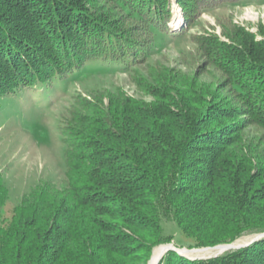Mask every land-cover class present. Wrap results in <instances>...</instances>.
I'll list each match as a JSON object with an SVG mask.
<instances>
[{
	"label": "trees",
	"instance_id": "obj_1",
	"mask_svg": "<svg viewBox=\"0 0 264 264\" xmlns=\"http://www.w3.org/2000/svg\"><path fill=\"white\" fill-rule=\"evenodd\" d=\"M107 1L133 15L139 28L116 25L91 0H0V96L64 82L88 64L132 71L143 63L153 50L149 35L169 30L170 0ZM176 1L189 25L196 12L253 0ZM224 35L232 42L214 34L191 39L224 72L230 94L264 134V41L241 28ZM158 81L163 89L143 82L154 95L150 103L119 91L105 108L78 104L85 112L58 125L64 188L39 183L5 215L8 190L0 175V264H146L153 247L172 239L163 220L174 222L178 244L189 249L264 232V138L258 145L247 140V148L240 140L221 162L229 139L202 128L215 111L203 113L193 105L197 94L191 98L180 84ZM171 262L264 264V237L206 259L168 250L158 264Z\"/></svg>",
	"mask_w": 264,
	"mask_h": 264
},
{
	"label": "rangeland",
	"instance_id": "obj_2",
	"mask_svg": "<svg viewBox=\"0 0 264 264\" xmlns=\"http://www.w3.org/2000/svg\"><path fill=\"white\" fill-rule=\"evenodd\" d=\"M91 1L95 3L97 12H100L97 10L99 8L109 19H116V25L135 24L133 31L137 26L139 28L140 23L133 15L119 11L111 2ZM169 10L171 17L167 23L168 32L154 30L149 35L153 41V50L150 56L132 71L88 64L64 82L55 81L53 85L48 86L19 88L14 93L0 96V175L8 190V199L4 206L5 215L39 183L50 181L58 188L66 186L65 144L58 125L72 123L73 118H78L85 112L78 104L88 101L89 104L105 108L108 96L119 91L150 103L154 95L146 91L143 82H151L152 86L163 89L159 81L155 83L157 77L168 78L169 82L180 84V91L187 92L191 98L197 94V98L193 99L195 103L191 104L203 109V113L215 111L213 121L202 128L219 132L220 141H224V137L229 139V145H221V150H224L218 155L221 162L231 159L235 153L234 146L240 140L246 148L247 140L255 145L262 142V129L250 123L248 114L240 109L239 99L230 94L224 72L211 64L208 57L197 49L191 35L214 34L221 41L231 43V39L224 35V29L234 27L245 30L255 41H264V0L235 5L222 4L202 10L194 13L189 25L184 23L183 9L176 0L169 1ZM184 25L188 28L184 33L178 34ZM53 93L57 95L53 96ZM169 94L172 95L171 92ZM199 94L204 96L202 105L197 103L201 97ZM181 97V101H188L187 96ZM170 106L171 109H176L174 104ZM243 154V159H247L245 150ZM253 162L257 165V161ZM254 169L257 170V167ZM163 226L165 233L173 235L170 242L176 247L187 249L185 242L178 244L179 234L174 222L163 220ZM255 234L257 233H247L237 238L236 240H245L239 248L264 237L251 242ZM239 248L225 250L219 255Z\"/></svg>",
	"mask_w": 264,
	"mask_h": 264
},
{
	"label": "bare ground",
	"instance_id": "obj_3",
	"mask_svg": "<svg viewBox=\"0 0 264 264\" xmlns=\"http://www.w3.org/2000/svg\"><path fill=\"white\" fill-rule=\"evenodd\" d=\"M245 240H237L235 242H233L230 245H220V246H216L215 248H202V249H197V250H181L182 253L188 257H199V256H206V255H210V254H214V253H221L225 250H229V249H234L236 246L240 245V244H244ZM166 246L165 244H161L158 245L156 247L153 248L152 250V254L149 258V260L147 261V264H158L161 256L163 255V253L165 252ZM186 249V248H184Z\"/></svg>",
	"mask_w": 264,
	"mask_h": 264
},
{
	"label": "water",
	"instance_id": "obj_4",
	"mask_svg": "<svg viewBox=\"0 0 264 264\" xmlns=\"http://www.w3.org/2000/svg\"><path fill=\"white\" fill-rule=\"evenodd\" d=\"M262 236H264V232H261V233H257V234H255L254 237H253V239L251 240V242H252L253 240L257 239V238L262 237ZM235 241H237V240H234V241H232V242H230V243H226V244H220V245H230V244H232V243L235 242ZM220 245L207 246V247H199V248H190V249L187 248V249H184V247L179 248V247H176V245L173 244L172 242H169V243L165 244L166 249H165V252L163 253V255L161 256V258L164 256V254H165L168 250H172V251H175L176 253H178V254H180V255L186 256V255H184V254L182 253L181 250H187V251H189V250H197V249H202V248H215L216 246H220ZM239 247H241V245H238V246H236L235 248H239ZM235 248H234V249H235ZM219 254H220V253H214V254H210V255H208V256L193 257L192 259H196V258H204V259H206V258H211V257L218 256ZM161 258H160V260H161ZM160 260H159V261H160Z\"/></svg>",
	"mask_w": 264,
	"mask_h": 264
}]
</instances>
